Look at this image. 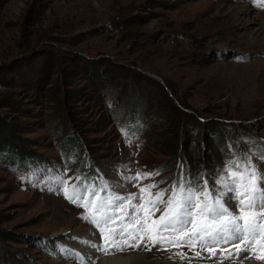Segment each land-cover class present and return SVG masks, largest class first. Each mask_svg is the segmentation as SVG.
I'll use <instances>...</instances> for the list:
<instances>
[{
  "label": "rangeland",
  "instance_id": "rangeland-1",
  "mask_svg": "<svg viewBox=\"0 0 264 264\" xmlns=\"http://www.w3.org/2000/svg\"><path fill=\"white\" fill-rule=\"evenodd\" d=\"M261 62V0H0V264H81L61 248L77 252L89 230L99 242L57 177L107 197L149 183L153 193L169 189L188 182L187 169L197 190L223 191L218 181L237 159L264 174V82L251 68ZM215 139L230 157L211 165ZM176 142L194 159L169 176ZM149 171L159 175L126 179ZM159 215L141 209L137 218L151 224ZM149 247L111 255L220 264L221 253L199 247ZM91 252L83 264L110 256Z\"/></svg>",
  "mask_w": 264,
  "mask_h": 264
},
{
  "label": "snow or ice",
  "instance_id": "snow-or-ice-1",
  "mask_svg": "<svg viewBox=\"0 0 264 264\" xmlns=\"http://www.w3.org/2000/svg\"><path fill=\"white\" fill-rule=\"evenodd\" d=\"M261 6L264 7V0H261ZM260 158L264 159V153ZM225 171L226 176L218 181L223 191L215 196L210 194L207 183L197 190L183 178L169 189L155 193L152 190L157 184L149 183L127 196L109 194L107 197L88 188L85 189L87 194L82 195L77 185L69 188L67 180L56 179L64 196L84 209L82 219L99 233L98 243H87L105 255L142 246L151 250L150 244L151 247L160 245L165 250L170 246L199 247L206 250L210 258L219 252L220 264L248 253V259L254 258L264 264V174L256 169L251 158H245L243 162L232 160ZM158 175V171L137 172L126 179L136 182ZM145 194L148 197L146 204L134 203L144 201ZM226 196L235 204L226 206ZM141 209L147 218L160 212L159 218L152 219L151 224L147 218L140 220L137 217ZM119 212L123 215L118 216ZM133 219H136L135 224L124 223ZM228 245L235 251H229ZM61 251L78 258L83 264L85 258L78 252L63 247ZM176 255L186 258L184 253ZM194 255L201 257V251H195Z\"/></svg>",
  "mask_w": 264,
  "mask_h": 264
},
{
  "label": "trees",
  "instance_id": "trees-1",
  "mask_svg": "<svg viewBox=\"0 0 264 264\" xmlns=\"http://www.w3.org/2000/svg\"><path fill=\"white\" fill-rule=\"evenodd\" d=\"M224 130V129H223ZM225 134H219V137H226V131L228 128H225L224 130ZM222 143V145H220ZM214 147L213 150L211 151V159H210V164L211 165H217L221 160H226L228 157H230V152L227 150V146L224 144L223 140H217L215 139L214 142ZM175 153L172 154L171 157V162L170 166H166V168H163L165 171H169V176H175L179 173L180 168H179V162H183L184 164L188 165V168H190V163H192L194 157L192 154V148H190L189 145L185 146L186 148H189L190 150L183 149L184 145L182 142H176L175 143ZM191 171L190 169H187V180L188 182L191 181ZM198 181V177L194 180Z\"/></svg>",
  "mask_w": 264,
  "mask_h": 264
},
{
  "label": "bare ground",
  "instance_id": "bare-ground-1",
  "mask_svg": "<svg viewBox=\"0 0 264 264\" xmlns=\"http://www.w3.org/2000/svg\"><path fill=\"white\" fill-rule=\"evenodd\" d=\"M255 47L254 46H251V47H249V49L250 50H254V49H256ZM225 67H228V66H225ZM251 68H253V70L255 72L254 73V76L252 77V80L253 81L260 80L261 83H263L264 82V62H261L260 63V66L257 65V64H255V65L254 64L253 65L251 64ZM224 70H225V68H224ZM252 80H251V82H252ZM262 89H264V86L262 87ZM213 189H214V191H215L216 194H217V192L222 191L220 188H215L214 187ZM227 205H233V202H230V201L227 200L226 206ZM81 238H82L81 240L84 241L86 244L83 247H77L76 248V251L77 252H79V251L82 252L83 253V257L85 258L84 260L85 261H88V259L94 253L91 252L90 244L87 243V241L93 242L94 239H95V237L92 234V231L89 230V232H87L86 234H84ZM128 260H129V256L128 257H122L120 255H110V256H107V257H104L103 258L104 264H114V263H117V262H125V264H126V263H128ZM64 264H73V263H66V262H64ZM117 264H121V263H117ZM122 264H124V263H122ZM233 264H261V262H259L257 260H254V259H248L247 256L241 255V257L237 258L236 262L233 263Z\"/></svg>",
  "mask_w": 264,
  "mask_h": 264
},
{
  "label": "water",
  "instance_id": "water-1",
  "mask_svg": "<svg viewBox=\"0 0 264 264\" xmlns=\"http://www.w3.org/2000/svg\"><path fill=\"white\" fill-rule=\"evenodd\" d=\"M150 76H152V77L156 78L157 80L161 81V78L156 76V75H154V74H150Z\"/></svg>",
  "mask_w": 264,
  "mask_h": 264
}]
</instances>
